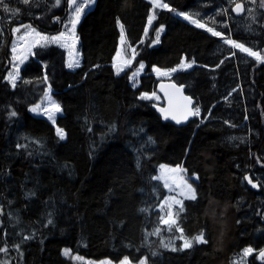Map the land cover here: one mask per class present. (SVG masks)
<instances>
[{"label":"trees","instance_id":"obj_1","mask_svg":"<svg viewBox=\"0 0 264 264\" xmlns=\"http://www.w3.org/2000/svg\"><path fill=\"white\" fill-rule=\"evenodd\" d=\"M163 1L170 8L156 10L149 23V0H95L76 27L79 67L69 69L65 50L53 44L36 50L15 88L3 80L11 41V25L5 27L0 249L6 250L0 258L7 264H76L63 256V248L93 260L230 264L245 247L255 250L248 264H264L258 257L264 248V61L234 52L225 42L231 36L264 57V0H255L260 24L249 33L231 22L242 16L218 14L220 0ZM173 10L210 14L214 21L216 15L224 34L215 36ZM67 13L68 0H45L36 15L20 17L41 32L58 34ZM121 25L134 56L117 74L112 62ZM160 26L164 31L155 44ZM183 61L191 67L171 79L184 84L200 115L177 126L140 93L156 90L161 79L154 67L173 69ZM140 63L144 71L133 87L130 74ZM47 87L62 110L55 124L64 139L55 125L29 111ZM162 163L182 165L196 176V199L183 200L173 225L161 221L167 189L156 175ZM201 233L207 243L182 248V235Z\"/></svg>","mask_w":264,"mask_h":264},{"label":"rangeland","instance_id":"obj_2","mask_svg":"<svg viewBox=\"0 0 264 264\" xmlns=\"http://www.w3.org/2000/svg\"><path fill=\"white\" fill-rule=\"evenodd\" d=\"M44 1L45 0H30V2L28 4H25V3H23V0H3V3L0 4V39L3 36L5 27L8 25H11V28H10L11 29V41H10V49H9V54H8L9 63L6 67V70H5V73L3 76V80L6 81L11 88H15L21 84L20 83V69L29 61L30 58H35L36 50L42 49V48H47L53 44L58 45L65 50L64 44L70 43L72 45V48L70 50L68 49L67 51H65V53H67V55H68V63L66 60L67 67H69L68 66L69 63H73L71 61L75 58V54L77 53L78 46H77V42H76V27H77V24L79 21L75 24V28L73 29L70 21H72L74 18V8L69 6V0H68V13H67V16L63 22L62 30L58 34H47V33L41 32L37 28L32 26L31 24L21 21V17H20L21 15H25V14L32 15V16L36 15L37 9L39 8L40 4L43 3ZM94 1L95 0H92L91 3H86V0H77V4H85L84 11L80 14L79 20L81 19L82 15L88 9H90L93 6ZM149 1L151 2V5H152L150 17H154L156 10L163 8V7H156L155 6L156 3H158V2L159 3H165V2L163 0H149ZM236 1H238V0H220L218 2V6L216 8V11H218V14L222 11L224 12V10H227V11L230 10L231 11V7ZM246 4H247V6H246L245 14L242 15L241 18H232L231 22L234 23L236 29H239V30L247 32V33L256 32V30H257L256 25L260 24L261 12L258 9L256 1L253 2V0H246ZM5 5L10 9V11H8V12L4 11ZM168 8H170L169 5H168ZM168 8H163V9H168ZM16 9H18L19 11L14 13V10H16ZM25 11H27V12L25 13ZM173 13H175L176 15H180L184 18H185V16L181 15V13L186 14V15L192 17V19L198 20V21H200V23L204 24L205 25L204 28H207V29L212 28L214 31L221 33V35L224 34L222 32L219 24L217 25L218 21L216 19V15H215V21H214V19L211 17L210 14L201 15V14H193V13H190L188 11L180 12V11H176V10H173ZM202 16H204V20H202ZM15 19H16V22L12 23V21H14ZM205 19L211 20V24H207ZM187 20L192 22L189 19H187ZM224 25H225V23H224ZM17 28H19L20 30L15 31V29H17ZM161 28L164 31V27L160 26L159 29H161ZM33 29H35V31H32ZM163 31H161L159 33V39H160V36L163 33ZM36 33H39L40 36L48 37L49 41L46 42L44 40H41L40 36H37ZM61 33H63L64 35L61 36ZM51 37H59V40L56 42H52ZM156 37H157V34H156ZM156 37L154 40L155 44L158 43V42H156ZM228 39H231V40L235 41L236 43L243 44L246 48H250L254 52H258V50L255 49L254 47L249 46L246 43L239 42L235 38H232L231 36L227 35L225 40H228ZM227 44L230 46L232 51L239 52V53H241V55H243L245 57L250 56L246 52L241 51L239 48L233 47L229 43H227ZM14 48H15V52L13 51ZM127 48L128 47L126 45L125 37H124V43H122L121 42V36H120V38H119L120 56H116V58L112 62L113 67H114L116 72H117L118 68L122 69L121 71L127 69V65L122 64L120 62V60L124 61L126 57L129 58V56L134 55L133 47H131L129 50H127ZM182 63L183 64H189L185 61H183ZM182 63H181V65H182ZM140 64L138 66H136L134 68V70H132V73L130 74V83L133 87H134V85L139 83V76L141 74H143V71H144V68L142 70H140ZM181 65L176 67V68H173V69H176L175 71H172V69H160L159 68L161 70V72H168L169 73L166 76L165 75H158L157 72L154 70H153V73L159 79H171L173 74L177 70L189 68V67H181ZM154 68H157V67H154ZM121 71H119V72H121ZM9 73H11L13 76H17V79L15 81V87H13L12 83L9 80ZM134 73H135V76L133 75ZM145 93L148 94V96L152 97L151 99H148V100H151L154 103L163 102L162 96L156 90L151 91V92H141L140 96H142ZM153 93H155V96H153ZM53 102L60 106L58 101L52 95V89L47 87L45 90L43 98L41 100H39L38 102L32 104L29 107V111L35 116H40V117L46 118L50 123L55 125V128L57 130V128H60V127L56 126L55 122H53L52 119H49L48 112L52 113L54 121H55L56 117L62 113V110L60 112H54L52 110V103ZM37 105L40 106L38 111H35V112L32 111V109L36 108ZM45 109H47L48 112H46ZM60 109H61V107H60ZM60 129H62V128H60ZM241 138H243L242 135L232 136V139L241 140ZM162 166L164 169H175V168L183 169V171H181L179 173L166 172V173H164V178L159 179L163 182L164 186L166 183L169 185V187H166L167 194L159 206L160 211H161V221H162V219L168 218L167 213L169 211H171L173 213L172 218L175 220V216H174L175 210H176V208L180 207V205L175 204L173 202V200L170 198H174L175 200H180L183 202V200L186 198L184 195H181L180 193L182 191L186 192V189L184 187L183 182L181 181V177H183V180L186 181L188 184H191V179H195L196 176H189L182 165H169V164L162 163L158 166V173L156 175V178L161 177ZM192 187H193V185H192ZM165 201H167V204H165ZM168 204H171V208L168 207ZM162 205H163V208H162ZM2 213H4V212L0 211V215ZM11 218H12V216L10 214H8L7 221ZM183 243H184V241H183ZM247 248H251V247L243 248L239 252V254H237L233 258V260L231 261L230 264H248L249 257L252 255V253L255 252V250L252 248L253 252L251 254L245 256L244 250ZM65 250H68V252H69L68 255H65ZM62 254L66 258H70L76 264H121V262L124 261V258H125L124 257L117 262L110 261L107 258L100 259V260H93L90 258L83 257L79 254L72 253L71 250L68 248H63ZM260 259H262V258H260ZM142 260H146L145 257H142L137 262H131L130 260H129V262H130V264H140V261H142ZM0 264H7V263L3 258L2 259L0 258ZM146 264H147V262H146Z\"/></svg>","mask_w":264,"mask_h":264},{"label":"snow or ice","instance_id":"obj_3","mask_svg":"<svg viewBox=\"0 0 264 264\" xmlns=\"http://www.w3.org/2000/svg\"><path fill=\"white\" fill-rule=\"evenodd\" d=\"M29 2H30V0H23V3H25V4H28ZM56 2H57V4H59L60 0H56ZM91 2H92V0H86V3H91ZM253 2H255V0H253ZM2 3H3V0H0V4H2ZM69 6L74 8V18H73L72 21H70V23L72 24V28L74 29L75 28V24L79 21L80 14L84 11L85 4H77V0H69ZM155 6L156 7L168 8V5L166 3H159L158 2V3H156ZM262 6H264V2H262ZM169 10H172V9H169ZM234 10L237 11V12L242 11L243 10V5L237 3ZM4 11L8 12V11H10V9L5 5ZM18 11L19 10L16 9V10H14V13L18 12ZM181 15H184L185 19L191 20L192 23L196 24L197 27H201V28L205 27V25L200 23V21L194 20V19H192V17H190V16H188L186 14H183V13H181ZM153 18L154 17H149V23H151ZM19 30H20L19 28L15 29V31H19ZM207 30L212 32V34L215 35V36H220L221 35V33L214 31L212 28H208ZM32 31H35V29H33ZM161 31H163L162 28L157 31L156 42H159V33ZM36 35L40 36L39 33H36ZM63 35L64 34L61 33V36H63ZM40 38H41V40H44L46 42L49 41L48 37L40 36ZM58 40H59V37H51V41L52 42H56ZM121 42L124 43L123 25H121ZM225 42L231 44L233 47L239 48L241 51L246 52L250 56L256 57L258 60H264V57H262L260 55V53L254 52L250 48H246L243 44L236 43L235 41H233L231 39H228ZM13 51L15 52V48L13 49ZM117 56H120L119 52H117ZM68 66L70 68L71 67H79V61L77 60V61H75V63H69ZM181 67H191V64H183L182 63ZM143 68H144V65L141 63L140 64V70H142ZM121 70L122 69L118 68L117 74H119V71H121ZM153 70L156 71L158 75H165L166 76V75L169 74L168 72H161V70L159 68H154ZM175 70L176 69H172V71H175ZM133 75L135 76V73ZM16 79H17V76H13L11 73H9V80L12 83L13 87H15ZM153 96H155V93H153ZM140 98L141 99H151L152 97L148 96V94L145 93ZM184 99L188 101V104L192 103L190 98L184 97ZM39 107L40 106L37 105L36 108L32 109V111H34V112L38 111ZM52 110L54 112H60L61 111L60 106L58 104H55L54 102L52 103ZM45 111L48 112L47 109H45ZM161 112L164 113L165 119H167L169 117V115H171V118L173 120H175L177 123H180L181 119L187 120L189 116H199L200 115V109L198 107L193 109V108H188L187 106H185V111H184V113H183V115L181 117H177L174 113H172V112H170L169 110H166V109H161ZM11 115L15 116L16 113L12 112ZM48 115H49V119H52L53 122H55L52 113L48 112ZM56 131H57V135L60 137V139H64L65 138L66 134L64 133L63 129L57 128ZM181 171H183V169H181V168L164 169L163 166H162V175H161V177H157V179H163L164 178V173H166V172L179 173ZM245 179H247L248 183L252 184L253 187L257 186L256 184H254L252 182L251 178L245 177ZM181 181L184 184L186 192L182 191L180 194L184 195L185 198H187V199L195 200L196 199L195 189L192 187L191 184H188L186 181H184L183 177H181ZM165 187H169V185L166 183ZM170 199H172L175 204L180 205V208H179L178 211H183V203H182V201L175 200L174 198H170ZM165 204H167V201H165ZM168 207L171 208V204H168ZM162 208H163V205H162ZM172 216H173V213L171 211H169L167 213V217L168 218L167 219H162V223H164L166 225L175 224L176 221L172 218ZM169 230H171V229H169ZM159 231H160V229H157L156 233H153V234H158ZM181 232H182V229H181ZM181 239H183V241H184L183 246H182L183 249L191 248L193 246V243H207V241L204 239L203 233H201L200 235H198L196 237H193V238H185L182 235ZM5 250L6 249H0V251H5ZM176 250L177 249L173 248V251H176ZM252 252H253L252 248H247V249L244 250V255L247 256V255L251 254ZM68 254H69L68 250H65V255H68ZM259 255H260V257L264 258V250L260 251ZM121 264H130V262H129L128 258L125 257L124 261H122ZM140 264H146V260L140 261Z\"/></svg>","mask_w":264,"mask_h":264},{"label":"water","instance_id":"obj_4","mask_svg":"<svg viewBox=\"0 0 264 264\" xmlns=\"http://www.w3.org/2000/svg\"><path fill=\"white\" fill-rule=\"evenodd\" d=\"M237 3L243 5V10L240 12L234 10ZM245 11H246V7L243 1H238L234 3L231 7V12L236 17L244 15ZM7 65L8 62L5 65V67H7ZM156 91L160 93V95L162 96L163 102L157 103L155 105V109L160 115H162L164 119H165V115L163 112H161V109L169 110L170 112L174 113L177 117H181L185 111V106H187L188 108L194 107V99L188 93H186L184 84L177 83L172 79H161L160 81H158L156 85ZM184 97L190 98L192 103L188 104V101L185 100ZM194 117L195 116H189L187 120L181 119V122L177 123L175 120L171 118V115H169V117L165 120L170 121L171 123L177 126H180L187 124ZM262 250H264V248H262L260 251Z\"/></svg>","mask_w":264,"mask_h":264},{"label":"crops","instance_id":"obj_5","mask_svg":"<svg viewBox=\"0 0 264 264\" xmlns=\"http://www.w3.org/2000/svg\"><path fill=\"white\" fill-rule=\"evenodd\" d=\"M76 42H77V46H78V50H77V53L75 54V58L71 61V62H73V63H75V61H79V64H80V59H81V54H80V51H79V39H78V36H77V33H76ZM65 45V51H67L68 49L70 50L71 48H72V45L70 44V43H65L64 44ZM117 52H119V47H118V50H117ZM117 52H116V54H115V56H114V59L116 58V56H117ZM66 60H67V63H68V55H67V53H66ZM69 69H74V68H76V67H68ZM138 84H136L135 86H137ZM134 86V87H135ZM62 114V113H61Z\"/></svg>","mask_w":264,"mask_h":264},{"label":"built area","instance_id":"obj_6","mask_svg":"<svg viewBox=\"0 0 264 264\" xmlns=\"http://www.w3.org/2000/svg\"><path fill=\"white\" fill-rule=\"evenodd\" d=\"M131 61H132V56L120 62L124 65L130 66Z\"/></svg>","mask_w":264,"mask_h":264},{"label":"bare ground","instance_id":"obj_7","mask_svg":"<svg viewBox=\"0 0 264 264\" xmlns=\"http://www.w3.org/2000/svg\"><path fill=\"white\" fill-rule=\"evenodd\" d=\"M30 107V106H29Z\"/></svg>","mask_w":264,"mask_h":264}]
</instances>
